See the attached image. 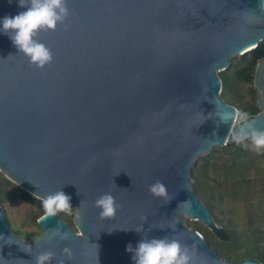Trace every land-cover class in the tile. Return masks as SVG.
Segmentation results:
<instances>
[{
	"label": "water",
	"instance_id": "water-1",
	"mask_svg": "<svg viewBox=\"0 0 264 264\" xmlns=\"http://www.w3.org/2000/svg\"><path fill=\"white\" fill-rule=\"evenodd\" d=\"M67 6L65 23L36 37L53 54L42 69L0 35V172L32 196L59 189L69 195L75 230L58 215L42 216L30 243L12 232L17 226L0 206L2 264H35L49 251L51 264H132L125 249L141 235L128 229L141 224L150 238H177L193 248L197 264H260L221 259L183 218L215 229L190 172L196 158L233 138L237 110L220 97L218 73L264 40V0ZM19 11L16 0H0V17ZM254 85L260 113L250 120L264 131V61ZM222 112L233 119L220 123ZM157 181L167 199L149 193ZM105 193L118 205L113 218L94 207Z\"/></svg>",
	"mask_w": 264,
	"mask_h": 264
},
{
	"label": "trees",
	"instance_id": "trees-1",
	"mask_svg": "<svg viewBox=\"0 0 264 264\" xmlns=\"http://www.w3.org/2000/svg\"><path fill=\"white\" fill-rule=\"evenodd\" d=\"M263 61L264 40L256 48L235 58L225 70L218 73L221 81L220 97L225 103L235 107L237 112H247L250 119L260 113L259 94L252 86L257 65ZM245 89L247 95L244 93ZM248 143L251 144V141L238 145L231 137L225 146L213 148L207 155L196 158L190 172L194 191L212 217L215 209L224 213L221 206L226 208L227 197L234 200L242 192H247L246 225L238 229L225 217L223 219L213 217L215 229L208 230L202 227L199 221L188 222L186 225L192 231L200 233L206 241L214 239V244L210 246L221 259L231 263L254 260L264 264V183L263 198L254 201L256 187L253 180L257 181L259 174L255 178H249L250 171L255 170L257 155L254 154L256 150L248 146ZM215 153H220L225 159L215 160ZM210 175L214 178L213 186L205 187V181ZM17 200L31 203L34 208L21 227L10 225L11 230L20 239L32 243L40 232L38 220L44 216L42 202L0 172V206L5 211V205ZM72 208L71 214L61 212L58 216L75 230L73 220L76 209ZM212 232L215 235H212Z\"/></svg>",
	"mask_w": 264,
	"mask_h": 264
},
{
	"label": "clouds",
	"instance_id": "clouds-1",
	"mask_svg": "<svg viewBox=\"0 0 264 264\" xmlns=\"http://www.w3.org/2000/svg\"><path fill=\"white\" fill-rule=\"evenodd\" d=\"M11 2L12 0H9V3ZM16 3L22 11L16 15L0 17V35H7L12 45L31 65L42 69L52 62L53 54L51 49L36 37L41 31H54L58 25L65 23L70 14L67 0H16ZM235 115L240 126L233 132L234 142L239 145L250 140L254 150H264V131L254 127L247 112H237ZM218 116L222 124H227L233 119V115L228 112L219 113ZM148 191L153 198L167 199L169 196L166 185L161 181L149 185ZM33 195L42 202L44 219L55 217L61 212L71 214V197L62 190L43 196L39 193ZM94 207L99 210L101 218L115 217L118 209L111 193L99 196L94 202ZM77 218L79 219V214ZM128 230H134L141 235L135 246L129 243L125 249L130 254L132 264H197L196 251L182 244L177 238H150L147 234L150 229H145L143 224ZM53 231L60 232V229ZM64 236L66 234H62V238ZM63 254L71 260L70 248H64ZM53 257L54 253L43 252L36 257L35 264H51Z\"/></svg>",
	"mask_w": 264,
	"mask_h": 264
},
{
	"label": "rangeland",
	"instance_id": "rangeland-1",
	"mask_svg": "<svg viewBox=\"0 0 264 264\" xmlns=\"http://www.w3.org/2000/svg\"><path fill=\"white\" fill-rule=\"evenodd\" d=\"M237 57H239V56L233 57L232 58V62ZM252 88L256 89L255 85H253ZM244 93L247 95V93H248L247 89L244 90ZM236 123L239 124L240 122L237 121ZM248 146L252 147V144L248 143ZM263 153H264V150H262L260 152L256 151L254 153V154L257 155L256 156L257 157L256 161H255L256 165L254 166L255 170L254 169L251 170L250 171V175H249V178L251 179V177L255 178L259 174L257 176V181L253 180V183H254V185L256 187L255 188L256 189V194H255L254 201H257L259 198H263V193H262V186H263V183H264V154ZM214 159L215 160H219V159L223 160V159H225V157H223V155H221L220 153H215L214 154ZM213 179H214L213 175H210L208 180L205 181V183H206L205 187L213 186ZM222 190L225 191V189H222ZM246 193L247 192H242L243 195L241 194L239 196H236L234 200H232L231 198L227 197L226 202H225L226 208H223V206H221V209H223L222 211L224 213H221L220 211L215 209L213 211V217L219 218V219H223V217H225L226 219H229V221L232 223V225L235 226L236 228H238V229L243 228L246 225V223H247V217H248V209H247V205H248V203H247L248 200L247 199L248 198H247V194ZM71 207H73V206H71ZM33 208H34V206L31 203H27V202H24V201H21V200H17L15 202H11V203H8L7 205H5L6 212L10 216L11 220L13 221V223L18 228L21 227L26 222L28 214L30 213V211ZM183 219H184L185 224H188V222L196 223L194 221H191L188 217L183 218ZM73 223H74V220H73ZM197 223H199V222H197ZM200 225H202V227L210 230L208 227H206L201 222H200ZM212 235H215V234L212 232ZM207 242L209 244L213 245L214 244V239H210Z\"/></svg>",
	"mask_w": 264,
	"mask_h": 264
},
{
	"label": "bare ground",
	"instance_id": "bare-ground-1",
	"mask_svg": "<svg viewBox=\"0 0 264 264\" xmlns=\"http://www.w3.org/2000/svg\"><path fill=\"white\" fill-rule=\"evenodd\" d=\"M236 126V122H234V123H232V126H231V133H230V135L232 136L233 135V132H232V130H233V128Z\"/></svg>",
	"mask_w": 264,
	"mask_h": 264
}]
</instances>
